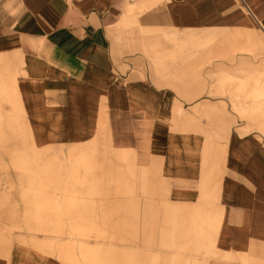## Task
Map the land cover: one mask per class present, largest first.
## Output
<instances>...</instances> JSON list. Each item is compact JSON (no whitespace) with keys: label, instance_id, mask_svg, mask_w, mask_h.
<instances>
[{"label":"crops","instance_id":"obj_1","mask_svg":"<svg viewBox=\"0 0 264 264\" xmlns=\"http://www.w3.org/2000/svg\"><path fill=\"white\" fill-rule=\"evenodd\" d=\"M261 38L264 0H0V84L18 102L0 96L13 218L43 205L46 220H99L100 164L123 149L152 184L149 212L215 253L207 264H264V135L235 123L208 79ZM28 253L0 247V264H63Z\"/></svg>","mask_w":264,"mask_h":264},{"label":"rangeland","instance_id":"obj_2","mask_svg":"<svg viewBox=\"0 0 264 264\" xmlns=\"http://www.w3.org/2000/svg\"><path fill=\"white\" fill-rule=\"evenodd\" d=\"M243 47L240 52L244 53V58L241 55L239 60L236 56L230 59L233 64H239V69L228 74L219 71L208 76L210 95L230 100L232 107L229 114L234 122L253 125L252 130L264 135V90L253 94L258 86L256 79L264 76V41L261 38L255 47L248 43ZM244 78H248L247 83H241ZM8 87L7 83L1 82V98L5 103H18L14 98L15 93ZM259 100L261 104L255 108ZM118 153L117 163H108L110 166L100 164L99 193L98 188L94 193L95 199L100 200V219L82 220L84 225L81 220H46L43 205L39 206L40 213L27 214V210L23 214L26 219H14V211L11 210L14 190L11 173L0 171V247L6 248L14 242L26 248L30 255L37 253L63 264H101V261L107 264L210 262L215 253L210 249L196 250L195 246L183 242L189 237L180 235L177 225L176 229L170 225L164 227L167 221L158 219L155 211L149 212L155 193L147 174H142L134 165L127 150L121 149ZM18 158L25 162L24 157ZM26 167L27 162L22 164L18 179H21V198L28 204L29 198L34 201L37 196L35 193L30 196L29 187L24 186L28 184ZM82 174L88 175V172ZM90 174H94L97 180L96 171ZM64 209L68 215H72L77 210V204L69 203ZM29 215L42 218L27 219Z\"/></svg>","mask_w":264,"mask_h":264},{"label":"built area","instance_id":"obj_3","mask_svg":"<svg viewBox=\"0 0 264 264\" xmlns=\"http://www.w3.org/2000/svg\"><path fill=\"white\" fill-rule=\"evenodd\" d=\"M127 1H129V2H134V1H136V0H127Z\"/></svg>","mask_w":264,"mask_h":264}]
</instances>
